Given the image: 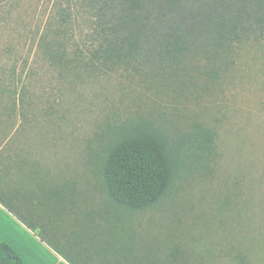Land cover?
<instances>
[{
    "label": "rangeland",
    "instance_id": "obj_1",
    "mask_svg": "<svg viewBox=\"0 0 264 264\" xmlns=\"http://www.w3.org/2000/svg\"><path fill=\"white\" fill-rule=\"evenodd\" d=\"M91 13L85 0H0L2 195L80 264H264V37L159 72L94 59ZM139 123L216 139L212 154L186 140L171 192L131 211L102 171ZM30 238L25 255L46 252Z\"/></svg>",
    "mask_w": 264,
    "mask_h": 264
},
{
    "label": "trees",
    "instance_id": "obj_2",
    "mask_svg": "<svg viewBox=\"0 0 264 264\" xmlns=\"http://www.w3.org/2000/svg\"><path fill=\"white\" fill-rule=\"evenodd\" d=\"M94 17V59L104 64L131 65L153 71L176 69L189 54L219 53L251 38L264 37V0H85ZM72 15L60 13L62 24ZM60 46L61 40H55ZM66 51H51L65 59ZM215 133L193 129L186 139L173 142L151 123L123 128L109 145L103 163V181L111 201L131 211L157 205L175 185L184 157V142L200 154H212ZM2 203L35 233L27 219L0 192ZM43 242L62 249L44 232ZM66 255V254H65ZM72 264L78 263L67 255ZM0 264H24L17 250L0 241Z\"/></svg>",
    "mask_w": 264,
    "mask_h": 264
},
{
    "label": "crops",
    "instance_id": "obj_3",
    "mask_svg": "<svg viewBox=\"0 0 264 264\" xmlns=\"http://www.w3.org/2000/svg\"><path fill=\"white\" fill-rule=\"evenodd\" d=\"M11 227V228H8ZM33 239V243L39 246L46 247L45 253L33 254L30 257L23 253L22 244L24 240ZM0 241H6L12 245L24 259V264H72L67 259L69 254H61L46 242H43L40 237L35 235V232L29 229L21 222L13 213H11L2 203H0ZM71 257V256H70ZM73 257V256H72ZM74 258V257H73Z\"/></svg>",
    "mask_w": 264,
    "mask_h": 264
}]
</instances>
